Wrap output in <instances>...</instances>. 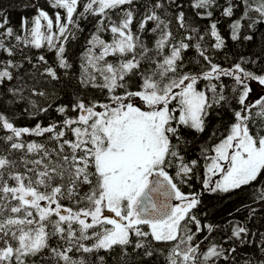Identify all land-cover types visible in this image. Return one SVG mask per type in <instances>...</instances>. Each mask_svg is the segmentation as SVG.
<instances>
[{"label":"snow or ice","instance_id":"snow-or-ice-1","mask_svg":"<svg viewBox=\"0 0 264 264\" xmlns=\"http://www.w3.org/2000/svg\"><path fill=\"white\" fill-rule=\"evenodd\" d=\"M31 6L19 30L0 6V87L15 81L8 103L25 102L36 121L18 126L0 111V264H149L165 251L158 245L167 246L166 264H264V233L234 223L223 242L209 240L218 226L198 217L202 192L181 187L202 167L204 191L259 186L264 203V97L249 101L250 82L264 86V68L249 65L264 56L223 67L213 54L227 46L221 19L232 41L254 40L264 0H189L193 19L182 0ZM195 18L209 24L201 29ZM92 21L74 76L69 45ZM29 49L54 58L34 60ZM50 111L59 118L45 124ZM213 114L221 128L189 158Z\"/></svg>","mask_w":264,"mask_h":264},{"label":"trees","instance_id":"trees-1","mask_svg":"<svg viewBox=\"0 0 264 264\" xmlns=\"http://www.w3.org/2000/svg\"><path fill=\"white\" fill-rule=\"evenodd\" d=\"M37 3L43 4L44 0H36ZM185 11L188 14L189 19H193L192 9L188 7L189 0H182ZM33 0H0V6H2L8 16L10 21V26L14 29L19 30V26L21 23V17L33 16L34 9L32 8ZM50 14L52 10L48 9ZM216 17H220V13L216 12ZM95 21L91 23L85 22L82 26L84 28V32L80 35L79 39L75 42H72L69 45L70 48V57L71 62L73 63V74L74 76H78L80 72V54L85 47V40L88 35L93 30V24ZM195 24L200 26L201 29L205 28L208 24V20H200L195 18ZM218 27L221 31L222 36L226 40V48L223 50L215 51L214 54V62L220 63L223 67H230L232 63H235L240 56H252L256 54L258 56H264V48H262V40L261 36L264 34V26H260L259 32H257L253 41H232L229 35L228 29V21L221 19ZM150 38V37H149ZM209 44L214 43V38H206ZM27 55L32 56L35 60V57L40 54H45L46 58L51 63L54 58V53L47 52L46 50H36L29 49L26 50ZM194 55L193 51L188 53V57L192 58ZM28 67V65H25ZM253 70L259 71L261 68H264V63H258L257 65H249ZM16 82H9L3 87H0V111H4L6 114L10 116H15V123L18 126H34L36 121L31 119L27 113H25L24 109L28 107V105L19 101L17 103H8V100L11 99L10 94L7 93V88L12 87ZM224 83L231 87L232 81L227 78H224ZM69 92L72 91L71 88L68 89ZM83 95H87L91 97L93 94L91 90H84L82 92ZM98 99L103 100L104 96L100 93H95ZM264 97V96H262ZM61 101L67 103L71 97L64 96L61 94ZM50 118L59 117L55 113V111H50L47 117H42L44 123H48ZM230 115L223 116L224 128L227 127L228 121L230 120ZM221 121L220 118L213 114L209 128L205 131L204 134L200 135L191 146L192 150L189 153V158H195L199 155V146L204 145L208 142V136L210 135L213 129H220ZM223 130V129H221ZM192 135L189 134V139L192 138ZM32 139H35L34 137ZM218 141L213 140L211 143H216ZM203 168L201 167L197 176L193 177L191 181V186L182 185V191L185 193L189 192H198L201 193V205L198 210V217L201 219L202 224H211L214 226H218L217 229L209 236V240L215 242H223L231 234V227L234 223H240L246 225L251 232L256 233H264V203H261L256 199L258 193V187L254 186L252 188H245L243 191H235L228 194L225 193H209L204 191L202 188V179H203ZM255 208L257 211L254 215L250 216V209ZM193 231H195L194 226ZM203 235H208L205 231L204 234L200 237L203 238ZM258 239V237H257ZM208 241H205L202 247H206ZM228 247V244L224 245ZM158 248H164L165 251L159 253L154 259L149 260V264H166V245H158ZM242 254H246L249 257H254L255 249L254 247H246L242 250ZM241 264L243 262L241 261Z\"/></svg>","mask_w":264,"mask_h":264},{"label":"rangeland","instance_id":"rangeland-1","mask_svg":"<svg viewBox=\"0 0 264 264\" xmlns=\"http://www.w3.org/2000/svg\"><path fill=\"white\" fill-rule=\"evenodd\" d=\"M250 87L252 88V91L249 96V101L254 102L264 96V86H261L257 82L253 81L250 82Z\"/></svg>","mask_w":264,"mask_h":264}]
</instances>
